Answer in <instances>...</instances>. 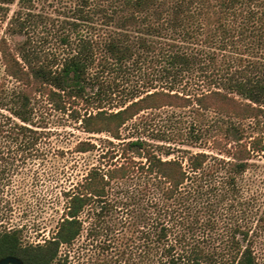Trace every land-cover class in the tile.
<instances>
[{"label": "trees", "instance_id": "16d2710c", "mask_svg": "<svg viewBox=\"0 0 264 264\" xmlns=\"http://www.w3.org/2000/svg\"><path fill=\"white\" fill-rule=\"evenodd\" d=\"M14 1L0 0V5ZM36 1L17 0V9L3 18L0 61L15 83L0 81V191L13 188L16 176L43 153L49 137L38 115L43 100L58 110L71 109L83 131L117 140L123 139V125L141 112L165 107L200 115L210 111L215 119L209 129L194 122L186 137L200 144L209 137L215 152H188L184 161L168 157L169 148L162 157L144 138L127 140L124 149L130 154L123 151L120 160L91 167L65 192L57 230L41 244L22 245L23 225L12 218L9 192L0 214V259L65 264L57 260L59 247L80 234L84 207H98L88 234L107 232L102 223L113 207L109 190L116 181L139 176L150 211L143 217L147 229L137 228L136 264H256L250 246L235 239L228 259L218 261L214 253L189 243L185 227L197 222V177L221 175L235 189L250 159L264 158L261 138L244 140L237 122L264 112V0H56L51 12L37 10ZM41 29L54 35L63 47L60 54L35 44L32 33ZM14 35L21 40L11 42ZM141 64L142 84L124 88ZM119 92L124 94L118 106L106 108L103 101ZM81 103L86 105L82 113L76 108ZM94 147L83 140L74 149ZM100 245L109 248V242Z\"/></svg>", "mask_w": 264, "mask_h": 264}, {"label": "rangeland", "instance_id": "374dc122", "mask_svg": "<svg viewBox=\"0 0 264 264\" xmlns=\"http://www.w3.org/2000/svg\"><path fill=\"white\" fill-rule=\"evenodd\" d=\"M43 1H36L37 10L51 12L57 3L56 0ZM17 7V0L0 5V36L4 35L6 21L3 18L6 11L9 17ZM32 36L35 44L47 53H61L63 47L54 35L46 33L44 29L32 33ZM21 38L14 35L10 41ZM140 66V70L135 68L130 74V81H124V88L128 84H142L144 65ZM0 81L8 85L15 83L5 76L1 61ZM122 94H113L103 104L106 108H115ZM43 101L38 115L41 116L42 126L49 132L48 139L42 143L43 153L16 176L13 188L4 187L0 191V214L9 192L13 194L12 218L23 225L22 245L41 244L51 238L66 209L65 192L72 191L91 167H103L118 161L123 151L130 154L124 149L127 140L144 138L150 148L162 157H166L164 150L169 148L171 154L168 157H178L184 161L188 152H215L210 148L209 137L201 144L191 143L186 137L187 129L194 122L199 121L209 129L215 119L210 111H203L200 115L188 109L165 107L141 112L123 125V139L117 140L106 133L83 131L79 122L74 120L71 109L58 110ZM85 106L81 103L76 108L82 113ZM237 122L243 129L244 140L260 137L264 143V112L257 119ZM155 134H164L165 138L158 140L154 138ZM83 140L93 143L95 147L86 152L75 151L74 146ZM196 180L200 199L194 208L197 222L190 229L185 227L189 243L214 253L216 259L223 262L232 253L231 240H239L242 246H250L256 264H264V158L255 154L250 159V166L238 177L235 189L225 185L221 175L197 177ZM107 198L113 207L104 216L102 226H108L110 230H102L97 235L88 234L90 227H95L94 213L98 207H84L79 214L83 220L80 234L70 244L60 245L57 260L65 264H136L135 242L136 236L141 234L137 228L147 229L143 217L150 211L143 177L133 176L114 182ZM177 209L185 211L181 207ZM103 242H109L108 250H102L100 244ZM119 252H123L121 258L118 257Z\"/></svg>", "mask_w": 264, "mask_h": 264}, {"label": "water", "instance_id": "95a60500", "mask_svg": "<svg viewBox=\"0 0 264 264\" xmlns=\"http://www.w3.org/2000/svg\"><path fill=\"white\" fill-rule=\"evenodd\" d=\"M7 263H11V264H20V261L14 257H4L2 259H0V264H7Z\"/></svg>", "mask_w": 264, "mask_h": 264}]
</instances>
